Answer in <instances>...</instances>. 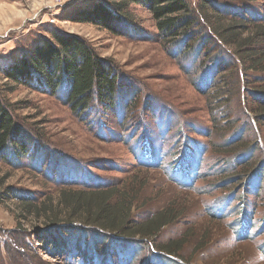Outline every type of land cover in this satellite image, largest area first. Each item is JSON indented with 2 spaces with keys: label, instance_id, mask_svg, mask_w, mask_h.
I'll return each mask as SVG.
<instances>
[{
  "label": "rangeland",
  "instance_id": "374dc122",
  "mask_svg": "<svg viewBox=\"0 0 264 264\" xmlns=\"http://www.w3.org/2000/svg\"><path fill=\"white\" fill-rule=\"evenodd\" d=\"M117 1L0 0V99L27 144L0 158V264H168L157 256L170 242L172 264H264V72L249 66L247 45L200 32L211 6L237 36L264 29V0H211L203 14V0H187L200 15L191 46L161 42L146 7L117 12ZM53 33L80 37L115 71L114 111L96 97L78 114L64 102L68 84L53 95L5 76ZM255 47L264 51L263 37ZM64 187L124 190L132 222L171 218L133 251L96 248L23 207Z\"/></svg>",
  "mask_w": 264,
  "mask_h": 264
},
{
  "label": "trees",
  "instance_id": "16d2710c",
  "mask_svg": "<svg viewBox=\"0 0 264 264\" xmlns=\"http://www.w3.org/2000/svg\"><path fill=\"white\" fill-rule=\"evenodd\" d=\"M210 2L211 0H203L199 7H208L206 3L210 6ZM131 3L149 10L157 30L156 35L161 42L165 44L186 42L189 44L186 46H191L196 32L194 27L195 24H199L200 15L195 13V7H192L187 0H119L114 3V7L117 12H121ZM209 9L213 14V21L203 15L204 23L201 24L200 32L202 33L204 29L205 33L210 35L206 31L209 30L214 36L210 39L217 46L232 44L235 50H239L247 45L248 49L245 53H252L249 66L251 68L259 66V70L264 72V51L255 47L258 38L263 37L264 40V29L262 27L258 30L251 29V32L242 38L240 35L237 36L235 25H227L217 18L220 9L214 6L207 10ZM100 11L108 12L104 7H101ZM201 12L203 14L202 8ZM244 26L241 25L243 30H250V27ZM53 39L52 43L46 41L42 45L35 46L28 59L22 58L6 69L5 76L13 81L38 82L45 87L44 92L53 95L57 94L62 84H68L69 89L64 102L78 114L89 108L91 101L96 97L114 111L119 80L111 66L78 36L53 33ZM262 88L263 91L260 92L264 96V85ZM259 96L255 99L261 102ZM20 137L14 127L8 106L0 99V158H5L4 154L8 148H16L21 154L22 150H26L25 138L22 141ZM153 157L156 158L154 155ZM184 179L182 176V180ZM42 202L38 205L25 202L23 207L28 212L42 217L50 228L61 227L60 230L67 234L70 232L75 233L74 235L90 234L93 239L91 244L94 242L96 248L100 245L120 246L122 250L128 252L136 249L138 242H145L155 237L160 228L164 227L171 218L170 211L162 210L144 221L132 222L129 219V212L133 208L131 197L124 190L114 187L106 189L64 187L58 192L56 200L47 199ZM176 244L170 242L165 247L169 253L163 252L166 256L158 255V260L172 264L171 258L174 259V256L170 253L177 252L173 249ZM67 245L66 242L60 244L57 254L63 252L65 254Z\"/></svg>",
  "mask_w": 264,
  "mask_h": 264
}]
</instances>
